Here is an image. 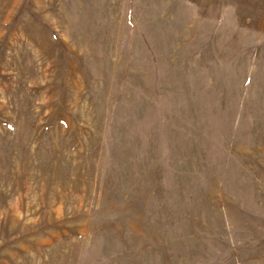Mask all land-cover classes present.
<instances>
[{
    "label": "rangeland",
    "instance_id": "374dc122",
    "mask_svg": "<svg viewBox=\"0 0 264 264\" xmlns=\"http://www.w3.org/2000/svg\"><path fill=\"white\" fill-rule=\"evenodd\" d=\"M0 264H264V0H0Z\"/></svg>",
    "mask_w": 264,
    "mask_h": 264
}]
</instances>
